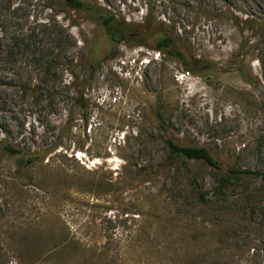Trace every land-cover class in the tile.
<instances>
[{
    "label": "rangeland",
    "instance_id": "1",
    "mask_svg": "<svg viewBox=\"0 0 264 264\" xmlns=\"http://www.w3.org/2000/svg\"><path fill=\"white\" fill-rule=\"evenodd\" d=\"M88 1L135 35L112 42L63 0H0V142L44 154L19 170L0 153V264H264V178L216 197V171L165 144L264 172V0Z\"/></svg>",
    "mask_w": 264,
    "mask_h": 264
},
{
    "label": "trees",
    "instance_id": "2",
    "mask_svg": "<svg viewBox=\"0 0 264 264\" xmlns=\"http://www.w3.org/2000/svg\"><path fill=\"white\" fill-rule=\"evenodd\" d=\"M67 6L76 12H85L91 20H93L104 31L106 36L112 42H123L128 37L135 35L131 30L132 25L129 22H125L124 19L118 18L109 9L102 7L99 4L88 0H63ZM128 36V37H127ZM154 50L165 52L168 55L176 56L180 62L184 65L187 72H194L196 69L195 64L188 62L183 56V49L180 47L176 38L170 34L159 33L155 39ZM57 57H50L46 62V73L49 74L53 71ZM95 60L91 59L86 64L91 68ZM91 74L87 76L85 81H90ZM75 81H72L73 84ZM85 84V83H83ZM82 84V85H83ZM81 85V83H80ZM80 87V86H79ZM80 95L78 101H80V107L86 108L85 100L83 99V91H79ZM87 125V120L85 121ZM165 144L168 148L170 157L177 161L178 159L184 162H196L203 163L208 168L215 170L218 174V178L215 180L216 187L213 189V193L216 197H224L229 192V188L238 186L239 183L247 178H254L261 176L264 178V172L259 170H245L237 168H223L215 155H213L207 148L201 146H181L172 141V139H165ZM0 153L8 156L9 158H16V164L18 169L32 168L36 163L43 160L44 154L40 150H28L21 147H15L12 144L0 142ZM46 153V152H45ZM187 167H184L186 170ZM145 173V170H144ZM146 175V173H145ZM22 178V176H21ZM28 179V178H27ZM110 184V183H109ZM108 187L112 188V184ZM194 186V185H192ZM197 188V186H196ZM193 193L198 196L200 200H204V194L198 189H192Z\"/></svg>",
    "mask_w": 264,
    "mask_h": 264
}]
</instances>
